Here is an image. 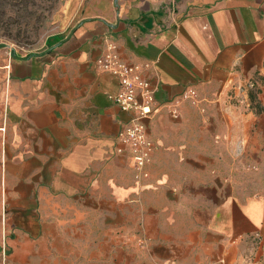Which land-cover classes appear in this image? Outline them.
<instances>
[{
    "label": "crops",
    "instance_id": "crops-1",
    "mask_svg": "<svg viewBox=\"0 0 264 264\" xmlns=\"http://www.w3.org/2000/svg\"><path fill=\"white\" fill-rule=\"evenodd\" d=\"M75 18L40 51L0 42V264H10L8 251L26 250L30 258L48 251L51 262L54 226L66 233L65 247L85 248L90 243L62 229L71 211L81 212L78 203L108 201L112 216L119 208L127 217L140 198L164 216L157 203L175 196L159 184L173 179L182 150L197 152L194 139L185 150L186 125L193 128L198 113L216 122L241 114L227 97L250 81L260 86L256 116L247 114L258 120L250 133L264 155V0H82ZM109 40L124 61L143 65L155 89L146 123L151 176L143 184L134 179L129 153L119 152L133 112L112 101L120 81L96 64ZM189 91L194 99L186 98ZM213 131L221 139L243 136ZM200 210L188 226L149 230L148 249L132 261L249 264L248 241L264 243V195L227 197ZM158 247L172 254L160 256ZM255 262L264 264V255Z\"/></svg>",
    "mask_w": 264,
    "mask_h": 264
},
{
    "label": "rangeland",
    "instance_id": "rangeland-1",
    "mask_svg": "<svg viewBox=\"0 0 264 264\" xmlns=\"http://www.w3.org/2000/svg\"><path fill=\"white\" fill-rule=\"evenodd\" d=\"M81 6L82 0H0V42L25 51H40L51 37L73 27L71 21H77L75 17ZM259 93L260 89L242 85L231 90L227 97L230 108L240 109L241 114L216 122L198 113L192 118L193 128L186 125L185 150L188 151L187 145L191 146L194 139L196 148L192 150L197 152L190 154L182 150L172 166L173 179L159 184L164 195L175 196L172 205L157 203L164 216L154 211V203H142L140 198L136 200L138 210L127 217L119 208L112 216L114 205L108 201L78 203L81 212L71 211L68 226L62 229L69 228V238L73 241L90 243L86 244L87 248L65 247L60 238L66 233L57 234L58 227L54 226L51 262L45 258L48 251H32L35 258H30L26 250L8 251L9 263L67 264L63 259L69 254V264H136L131 257L148 249L149 230L158 234L156 230L165 224L171 228L188 226L200 218L201 208L213 207L227 197L264 195V155L261 158L257 155L256 137L250 133L258 120L247 117L251 113L256 116ZM217 127L242 132L243 136L221 139L214 134ZM259 150L264 151V139ZM133 171L137 183L147 182L137 178L134 168ZM166 204L172 208H165ZM248 245L249 264H255L256 257L263 258L264 243L256 245V241L250 240ZM156 250L160 256L172 254L163 247Z\"/></svg>",
    "mask_w": 264,
    "mask_h": 264
},
{
    "label": "built area",
    "instance_id": "built-area-1",
    "mask_svg": "<svg viewBox=\"0 0 264 264\" xmlns=\"http://www.w3.org/2000/svg\"><path fill=\"white\" fill-rule=\"evenodd\" d=\"M96 64L99 70L110 73L120 81V90L110 97L112 101L123 111L133 112L131 121L120 134L124 147L120 148L119 152H128L137 178L148 180L151 176L148 166L152 161L154 145L148 136L146 123L154 114L149 101L155 89L143 76V65L124 61L119 54L117 43L113 40L107 41L105 52ZM248 85L256 90L260 89L258 81H250ZM187 97L194 99L196 94L189 91ZM172 114L178 115L177 107H174Z\"/></svg>",
    "mask_w": 264,
    "mask_h": 264
}]
</instances>
